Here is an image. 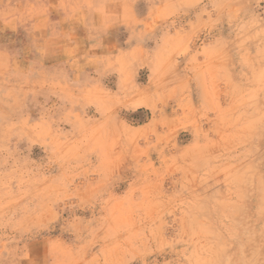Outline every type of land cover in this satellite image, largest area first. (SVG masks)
Here are the masks:
<instances>
[{
  "label": "rangeland",
  "instance_id": "1",
  "mask_svg": "<svg viewBox=\"0 0 264 264\" xmlns=\"http://www.w3.org/2000/svg\"><path fill=\"white\" fill-rule=\"evenodd\" d=\"M0 264H264V0H0Z\"/></svg>",
  "mask_w": 264,
  "mask_h": 264
}]
</instances>
